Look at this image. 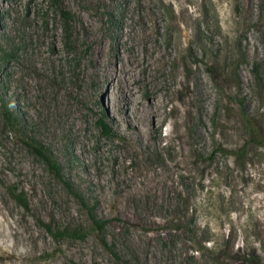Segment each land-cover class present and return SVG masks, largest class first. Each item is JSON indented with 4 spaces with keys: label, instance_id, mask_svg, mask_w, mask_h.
<instances>
[{
    "label": "rangeland",
    "instance_id": "obj_1",
    "mask_svg": "<svg viewBox=\"0 0 264 264\" xmlns=\"http://www.w3.org/2000/svg\"><path fill=\"white\" fill-rule=\"evenodd\" d=\"M121 55L140 63L125 99L102 75ZM151 97L139 137L120 105ZM0 98L19 125L0 112V264H213L161 230L186 209L264 264V0H0Z\"/></svg>",
    "mask_w": 264,
    "mask_h": 264
},
{
    "label": "trees",
    "instance_id": "obj_2",
    "mask_svg": "<svg viewBox=\"0 0 264 264\" xmlns=\"http://www.w3.org/2000/svg\"><path fill=\"white\" fill-rule=\"evenodd\" d=\"M0 112L2 119L5 123V125H9L12 127L18 128V122L16 121V118L12 115L11 112H9L6 103L0 98ZM244 119V122L247 125L250 138L254 139L255 137V131L254 126L250 118H248L246 115L242 116ZM101 124V123H100ZM102 126V125H101ZM104 129L105 127L102 126ZM105 131V130H104ZM106 134H108L107 131H105ZM23 145L36 157L40 158L44 164L50 169V171L56 175V177L59 179L60 182L63 183V185L66 187L67 191L74 196L81 204H84L80 196L76 194L73 189L71 188L70 184L63 179V177L59 173V167L58 163L53 159L52 154L50 151H48L46 148H44L39 142L35 141L30 136H27L23 134L22 139ZM244 152V146L243 149L238 152H232L231 154L236 156V161L239 160ZM195 159L197 161H208L211 162V158L209 156L208 159L200 158V156L196 155ZM15 199L23 206L24 209H27L26 201L23 200V198L19 196H15ZM85 207H87L85 205ZM188 210L184 212V216H187ZM89 213V220L91 222L90 230H94L98 232V238L100 241L101 246L107 251L112 257L117 258V255L112 251V247L108 244V242L105 240L103 235V229L104 225H106L105 220H98L96 218V215L93 212V208H88ZM180 215V213L173 219L163 220V225L160 226L161 230L164 231L167 235L173 237L169 240V244L173 245L176 241L174 239H190L195 245H198V248H201V244L204 245V249L208 251L209 259L211 260V263L213 264H260L259 257L256 253V248L254 249H247L246 247H243L241 249H235L229 241L220 242V244L217 242L215 245L212 244V246L209 245V242L207 239L210 236L209 229L202 230L198 227L196 221L194 218L189 217L188 219ZM205 231V233H201L200 231ZM74 235V234H73ZM79 236V234H75ZM203 235V239H201ZM198 236H200L198 238ZM186 241H184L185 243ZM185 257V254H184ZM118 259V258H117Z\"/></svg>",
    "mask_w": 264,
    "mask_h": 264
},
{
    "label": "bare ground",
    "instance_id": "obj_3",
    "mask_svg": "<svg viewBox=\"0 0 264 264\" xmlns=\"http://www.w3.org/2000/svg\"><path fill=\"white\" fill-rule=\"evenodd\" d=\"M136 67L140 68V63H138L133 59L130 60L125 59L121 55L115 59L114 68L112 67L111 69L109 63H106V66L102 70V75L105 76L108 79V81H110L111 87L112 85L115 84V81L120 83V85L125 86V89L127 91H122L121 93L122 99L123 98L125 99V94L128 93L131 95L129 89V83L131 82V79L133 80L135 77ZM129 98L131 97H128V100H130ZM120 107L123 108V110H127L130 113V118H128L129 121L127 122L132 124V126L136 130V134L139 137H141L142 131L144 130V126L150 125L154 121L156 122L159 121L162 115L163 104L160 101H158V99L151 97L150 101L146 105V108L144 106L137 105V103L136 105L135 104L133 105L130 104L129 102L123 103V105L121 104Z\"/></svg>",
    "mask_w": 264,
    "mask_h": 264
}]
</instances>
